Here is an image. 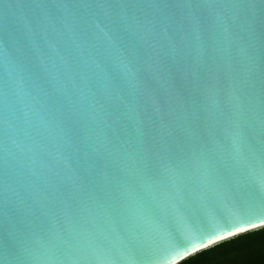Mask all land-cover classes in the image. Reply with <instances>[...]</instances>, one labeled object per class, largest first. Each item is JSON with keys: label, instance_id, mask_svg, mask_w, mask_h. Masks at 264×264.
Returning <instances> with one entry per match:
<instances>
[{"label": "water", "instance_id": "1", "mask_svg": "<svg viewBox=\"0 0 264 264\" xmlns=\"http://www.w3.org/2000/svg\"><path fill=\"white\" fill-rule=\"evenodd\" d=\"M261 221L264 0H0V264H178Z\"/></svg>", "mask_w": 264, "mask_h": 264}, {"label": "trees", "instance_id": "2", "mask_svg": "<svg viewBox=\"0 0 264 264\" xmlns=\"http://www.w3.org/2000/svg\"><path fill=\"white\" fill-rule=\"evenodd\" d=\"M262 258L264 227L223 241L178 264H258Z\"/></svg>", "mask_w": 264, "mask_h": 264}, {"label": "snow or ice", "instance_id": "3", "mask_svg": "<svg viewBox=\"0 0 264 264\" xmlns=\"http://www.w3.org/2000/svg\"><path fill=\"white\" fill-rule=\"evenodd\" d=\"M205 169H206V165H205ZM261 225H264V221L258 222V223L254 224V225L253 224H249L248 226H245L239 232H233V233H231L229 235H225V236L219 237L218 239H226V238L232 237L234 235H239L241 232H249V231H252L253 229H255V228H257L258 226H261ZM214 242H217V241L216 240L208 241V242L200 241L197 244L203 245V247H198L197 244H194L191 248H186L183 251V254L180 255L178 261L186 259L187 257H189L191 255H195L197 252L203 250L205 247L211 246Z\"/></svg>", "mask_w": 264, "mask_h": 264}, {"label": "bare ground", "instance_id": "4", "mask_svg": "<svg viewBox=\"0 0 264 264\" xmlns=\"http://www.w3.org/2000/svg\"><path fill=\"white\" fill-rule=\"evenodd\" d=\"M263 227H264V225L259 226V227L255 228V229H253L252 231H254V230H258V229H261V228H263ZM238 232H239V231H238Z\"/></svg>", "mask_w": 264, "mask_h": 264}, {"label": "flooded vegetation", "instance_id": "5", "mask_svg": "<svg viewBox=\"0 0 264 264\" xmlns=\"http://www.w3.org/2000/svg\"><path fill=\"white\" fill-rule=\"evenodd\" d=\"M258 264H264V258H262V260Z\"/></svg>", "mask_w": 264, "mask_h": 264}, {"label": "rangeland", "instance_id": "6", "mask_svg": "<svg viewBox=\"0 0 264 264\" xmlns=\"http://www.w3.org/2000/svg\"><path fill=\"white\" fill-rule=\"evenodd\" d=\"M255 231V230H254ZM241 256H243V255H241ZM240 257V256H239Z\"/></svg>", "mask_w": 264, "mask_h": 264}]
</instances>
